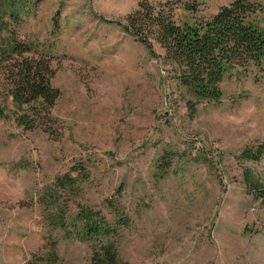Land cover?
<instances>
[{
	"label": "rangeland",
	"instance_id": "obj_1",
	"mask_svg": "<svg viewBox=\"0 0 264 264\" xmlns=\"http://www.w3.org/2000/svg\"><path fill=\"white\" fill-rule=\"evenodd\" d=\"M149 1L193 23L234 0ZM137 2L0 0V53L12 36L59 91L17 105L0 54V264H93L84 210L117 227V264H264V155L243 156L264 143V63L198 102L124 31Z\"/></svg>",
	"mask_w": 264,
	"mask_h": 264
},
{
	"label": "trees",
	"instance_id": "obj_2",
	"mask_svg": "<svg viewBox=\"0 0 264 264\" xmlns=\"http://www.w3.org/2000/svg\"><path fill=\"white\" fill-rule=\"evenodd\" d=\"M183 8L194 12L192 6L184 5ZM176 9L169 1L154 6L149 0H138L136 11L125 19L124 31L149 51V38L154 40L163 49L164 60L177 67L179 84L198 102L217 104L222 98L218 84L226 74L237 67L264 63V29L259 25L264 18V4L234 0L220 7L210 18L193 23H180ZM8 16L14 20L19 17L13 10ZM9 37L0 53L6 62L29 49ZM14 61L11 76H7L13 86L14 102L19 106L31 101H37L40 107L46 103L53 105L59 91L52 89L48 78L41 74L43 67L53 74L48 66H42L43 62ZM263 155L264 143L255 151L243 154L245 159L253 161ZM77 217L85 226L86 236L100 241L92 247L93 264H117V227L109 225L99 212L84 210ZM55 257L51 252L50 258Z\"/></svg>",
	"mask_w": 264,
	"mask_h": 264
}]
</instances>
